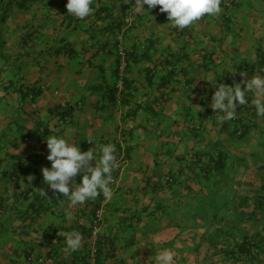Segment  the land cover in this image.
I'll list each match as a JSON object with an SVG mask.
<instances>
[{
	"label": "crops",
	"instance_id": "crops-1",
	"mask_svg": "<svg viewBox=\"0 0 264 264\" xmlns=\"http://www.w3.org/2000/svg\"><path fill=\"white\" fill-rule=\"evenodd\" d=\"M0 1V264H82L97 210L112 249L99 264H157L164 249L173 264L201 262L202 232L218 226V213L220 226L234 214L264 164L253 94L235 108L247 125L241 139L233 119L211 107L220 84L264 75V0H233L231 12L223 0L221 15L183 30L158 5L135 11V0H94L85 19L67 13V0ZM53 135L93 148L97 159L115 145L110 199L73 206L43 181ZM218 152L226 169L208 171ZM72 231L83 241L67 254Z\"/></svg>",
	"mask_w": 264,
	"mask_h": 264
},
{
	"label": "clouds",
	"instance_id": "clouds-1",
	"mask_svg": "<svg viewBox=\"0 0 264 264\" xmlns=\"http://www.w3.org/2000/svg\"><path fill=\"white\" fill-rule=\"evenodd\" d=\"M222 2L223 0H135L134 5L137 12L146 10L144 5H147V10L160 6L159 11L167 14L170 23L183 30L205 16L221 15ZM93 3L94 0H67V13L78 19H85L94 12ZM243 84V87L239 83L233 86L220 84L214 92L211 107L213 112L222 114V120L233 119L237 104H247L249 93L253 94L251 102L256 115L264 117V75L252 76L243 81ZM46 144L49 149L46 158L51 162V167L42 168L41 171L43 181L53 191L63 194L73 206L83 205L101 195L105 199L112 197V174L119 167L114 144H105L100 150L99 159L93 148L81 151L79 144L61 136H49ZM77 175L81 177L78 184L74 181ZM32 179L29 176V184L23 182L25 189L30 186ZM42 195L46 196V193L42 191ZM82 241L83 235L79 231L66 233L63 251L67 254L78 251ZM156 260L157 264H173L174 253L170 249H164L156 256Z\"/></svg>",
	"mask_w": 264,
	"mask_h": 264
},
{
	"label": "trees",
	"instance_id": "trees-1",
	"mask_svg": "<svg viewBox=\"0 0 264 264\" xmlns=\"http://www.w3.org/2000/svg\"><path fill=\"white\" fill-rule=\"evenodd\" d=\"M232 1H227V7L230 8V10L229 8L228 11L226 10L227 12H231ZM117 44L118 48L121 46L124 51L122 47V34L118 36ZM124 53L125 61H127V53L125 51ZM70 54L71 52H69ZM261 61L263 62V60ZM262 67L264 68V66ZM124 70L126 71V68ZM125 71L123 72L125 73ZM119 80L123 83V77L117 79L115 89H117V82ZM25 90L27 95L29 93L32 94V98L36 97L39 93V90L33 87H26ZM112 92L113 90L110 92L111 95ZM64 115L62 114V117ZM236 116L243 130H238L234 126L233 133L238 139H241L247 133V125L241 115L239 116L238 114ZM224 160L223 153L218 152L217 156L206 166V169L208 170L210 168L212 171L221 172L226 169L223 164ZM256 169L260 170L261 173L254 178L255 182L252 188L247 191L248 195L244 198L237 199L238 205L235 206L234 214L230 215L229 219L220 226L223 216H219L218 213L214 218L212 217L214 219L213 221L218 223V226L212 231L208 229L202 232L203 243L197 246L196 253L199 255V251L203 252L204 258H202L201 262L197 261L195 264H264V164ZM221 206L220 204V209H222ZM255 225H258L257 230H253ZM100 239L103 241L102 244L108 245L110 251H112L110 242L102 233H100ZM100 244L98 242L99 246ZM99 248L101 249V246ZM110 251L107 254H103V251L100 250L97 257V264L102 259L108 257ZM82 264H86L85 259Z\"/></svg>",
	"mask_w": 264,
	"mask_h": 264
},
{
	"label": "built area",
	"instance_id": "built-area-1",
	"mask_svg": "<svg viewBox=\"0 0 264 264\" xmlns=\"http://www.w3.org/2000/svg\"><path fill=\"white\" fill-rule=\"evenodd\" d=\"M121 40V38H119ZM118 55L122 59L121 65L119 67L120 71L123 72L126 66L125 63V53L122 50L121 46H119L118 50ZM264 71V68L262 69ZM44 88L42 86L37 87V90H43ZM117 89L122 90L123 89V83L121 80L117 82ZM32 98V96H30ZM234 126L238 128V130H243L241 127V124L238 122V117H234L233 119ZM115 182V178L113 177V183ZM102 223H103V215L101 210H97L91 219V225H90V237L94 241V244L92 248L90 249L88 256L86 258V264H97V257L98 253L100 250L103 251V254H107L110 251V248L108 245L102 244V240L100 239V233H101V228H102ZM98 242H100L101 249L99 248L100 246L98 245Z\"/></svg>",
	"mask_w": 264,
	"mask_h": 264
},
{
	"label": "rangeland",
	"instance_id": "rangeland-1",
	"mask_svg": "<svg viewBox=\"0 0 264 264\" xmlns=\"http://www.w3.org/2000/svg\"><path fill=\"white\" fill-rule=\"evenodd\" d=\"M24 90V89H23ZM232 122V121H231ZM232 124L234 125V123L232 122ZM258 229V225H255L254 227H253V230H257Z\"/></svg>",
	"mask_w": 264,
	"mask_h": 264
}]
</instances>
